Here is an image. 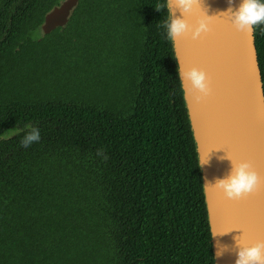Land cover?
I'll list each match as a JSON object with an SVG mask.
<instances>
[{
  "label": "trees",
  "instance_id": "16d2710c",
  "mask_svg": "<svg viewBox=\"0 0 264 264\" xmlns=\"http://www.w3.org/2000/svg\"><path fill=\"white\" fill-rule=\"evenodd\" d=\"M58 1L0 0V264H215L165 0H81L57 39L116 54L117 77L50 91L38 27Z\"/></svg>",
  "mask_w": 264,
  "mask_h": 264
},
{
  "label": "water",
  "instance_id": "95a60500",
  "mask_svg": "<svg viewBox=\"0 0 264 264\" xmlns=\"http://www.w3.org/2000/svg\"><path fill=\"white\" fill-rule=\"evenodd\" d=\"M79 1L60 0L46 13L40 34L64 30ZM239 3L197 0L185 12L167 0L168 15L188 24L171 42L201 169L215 264H236L242 247L264 242V83L254 26L237 29L226 11ZM202 16L209 17V29L193 38ZM191 68L205 71L207 95L192 89L183 75ZM241 161L250 162L259 182L240 197H228L217 181L234 174Z\"/></svg>",
  "mask_w": 264,
  "mask_h": 264
},
{
  "label": "clouds",
  "instance_id": "9594fccd",
  "mask_svg": "<svg viewBox=\"0 0 264 264\" xmlns=\"http://www.w3.org/2000/svg\"><path fill=\"white\" fill-rule=\"evenodd\" d=\"M175 3L185 12H189L197 4V0H175ZM164 6L167 7V0H165ZM226 11L231 14L234 25L240 30H251L253 25L264 23V0H240V3L235 8H230ZM208 22V16L199 18L197 26H195L192 32L193 38L198 36L202 31H208ZM164 23L167 38L171 41H175L176 37L188 30L187 21L181 18H173L171 12ZM183 75L187 77L192 89L199 90L204 95L208 94L209 87L204 70L191 68L184 72ZM25 127L30 126L26 125ZM39 138V129L31 127V130L24 135L21 143L26 145ZM259 179L257 172L252 169L250 162L241 161L235 164L234 174L230 175L227 179L218 180L216 187L222 188L228 197H240L244 193L252 191L258 184ZM237 255L236 264H264V242L244 246L238 251Z\"/></svg>",
  "mask_w": 264,
  "mask_h": 264
},
{
  "label": "rangeland",
  "instance_id": "374dc122",
  "mask_svg": "<svg viewBox=\"0 0 264 264\" xmlns=\"http://www.w3.org/2000/svg\"><path fill=\"white\" fill-rule=\"evenodd\" d=\"M44 42L43 49L46 51L50 65L49 80L45 86H49L50 91L55 90L57 84L64 85L67 82V77L70 75H73L74 79L80 78L83 87L85 83L90 84L100 76L104 80L102 81L100 78L97 80L103 82L106 86L113 85L110 83V80L117 77L114 69L120 66L116 54L111 53L110 58L107 59L106 54L94 55L88 53L86 52V48L81 45L77 47V45L71 46L64 42L61 43L57 39L56 33H52ZM96 61L98 63L96 66L87 64H90V62L95 63ZM101 62L105 64H101ZM58 91L57 96H62L65 93L64 89L61 91L59 89ZM89 91L91 90L88 89L87 92Z\"/></svg>",
  "mask_w": 264,
  "mask_h": 264
},
{
  "label": "flooded vegetation",
  "instance_id": "af4514ba",
  "mask_svg": "<svg viewBox=\"0 0 264 264\" xmlns=\"http://www.w3.org/2000/svg\"><path fill=\"white\" fill-rule=\"evenodd\" d=\"M59 2H60V0H59L55 5H53L48 11H50L54 6L58 5ZM80 2H81V0L79 1V4H80ZM79 4H78V6H79ZM78 6H77V8H78ZM77 8H76V9H77ZM76 9H75V11H76ZM48 11H47V12H48ZM75 11H74V13H75ZM47 12H46V13H47ZM46 13L44 14L43 21H44V18H45ZM74 13H73V14H74ZM72 17H73V15L71 16L68 25L70 24ZM40 25H41V24H40ZM40 25H39V27H40ZM68 25H67V26H68ZM39 27H38V32H39ZM64 30H65V29H64ZM64 30H61L60 28H57V29L53 30L50 34H47V35H45V36H42V35L40 34V32H39V34H40V38H39V40H42L43 38H46L47 36H50L52 33H55L56 31H60V32H62V31H64ZM72 58L74 59V57H72ZM44 61H45V62H43L44 64H43L42 62H40V66L42 67V65H43V68H45V65L49 66V60L47 59V56L44 57Z\"/></svg>",
  "mask_w": 264,
  "mask_h": 264
},
{
  "label": "snow or ice",
  "instance_id": "6c2138e0",
  "mask_svg": "<svg viewBox=\"0 0 264 264\" xmlns=\"http://www.w3.org/2000/svg\"><path fill=\"white\" fill-rule=\"evenodd\" d=\"M231 230V229H230Z\"/></svg>",
  "mask_w": 264,
  "mask_h": 264
}]
</instances>
